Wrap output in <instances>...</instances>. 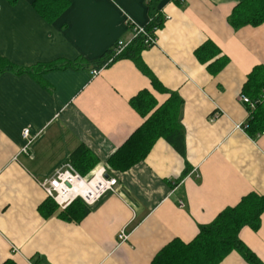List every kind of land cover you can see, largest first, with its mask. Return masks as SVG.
<instances>
[{
	"label": "crops",
	"instance_id": "obj_1",
	"mask_svg": "<svg viewBox=\"0 0 264 264\" xmlns=\"http://www.w3.org/2000/svg\"><path fill=\"white\" fill-rule=\"evenodd\" d=\"M242 1L0 0V56L20 67L59 59L95 62L131 38L127 17L140 26L161 17L157 46L141 56L182 100L186 148L182 157L160 139L130 170L108 168L146 120L131 100L149 91L160 107L170 98L131 60L111 63L97 76L89 70L50 72L42 78L47 88L26 74L1 75L0 264H151L170 242H191L200 226L243 197L264 195V135L253 140L246 134L249 112L240 102L248 75L264 66V24L239 30L230 25ZM42 6L51 14L66 8L53 19ZM207 42L220 50L216 59L228 60L215 74L207 68L214 60L203 64L195 55ZM215 112L221 116L211 122ZM25 129L37 137L27 153ZM80 147L96 161L85 177L105 168L118 181L115 193L80 223L42 218L39 207L47 196L38 181L70 162ZM122 230L125 242L118 239ZM240 239L264 264V214L260 230L244 228ZM222 264L249 263L233 252Z\"/></svg>",
	"mask_w": 264,
	"mask_h": 264
},
{
	"label": "trees",
	"instance_id": "obj_2",
	"mask_svg": "<svg viewBox=\"0 0 264 264\" xmlns=\"http://www.w3.org/2000/svg\"><path fill=\"white\" fill-rule=\"evenodd\" d=\"M15 3L17 0H9ZM56 2V1H55ZM62 6L59 11L52 13L49 6H42V14H50L47 17L53 19L65 9ZM152 21L147 25L148 29L154 26L162 27L161 17H151ZM230 25L239 30L246 26L259 27L264 24V0H243L234 9L229 19ZM147 49L141 38L133 43L113 62L128 59L134 62L137 68L152 82L153 88L163 94H170L150 71L142 60V51ZM196 58L205 64L214 60L207 66L212 73L221 71L228 60L220 56V50L212 43L207 42L196 50ZM113 50H109L95 62H87L82 58L70 61L59 59L48 63H38L32 67H20L12 63L6 57L0 56V76L11 73L16 76L29 75L43 88L47 85L43 76L55 71H80L101 70L108 67L113 58ZM242 95L255 103V108L247 107L249 116L244 131L253 140L264 135V66H256L250 72L245 82ZM132 108L141 115L145 122L126 140V142L108 160L110 170L124 173L132 167L147 159L158 140H165L178 154L185 157V135L182 130V100L175 93L160 107L149 91L140 92L131 100ZM78 162L86 165V170L79 168ZM70 163L83 177L87 176L96 167L95 159L88 154L83 147L78 148L70 158ZM190 171L187 167L184 176ZM92 211L80 199L75 200L66 209L61 210L51 199L47 198L39 207V213L44 219L53 216L67 222L80 223ZM264 214V195L251 193L242 198L235 206L222 211L211 223L199 227L197 236L189 243L175 239L166 245L152 260L151 264H222L233 252H237L249 264H262L258 257L242 242L240 233L244 228H250L258 232L262 226ZM13 264V263H6Z\"/></svg>",
	"mask_w": 264,
	"mask_h": 264
},
{
	"label": "built area",
	"instance_id": "obj_3",
	"mask_svg": "<svg viewBox=\"0 0 264 264\" xmlns=\"http://www.w3.org/2000/svg\"><path fill=\"white\" fill-rule=\"evenodd\" d=\"M164 20L165 22L171 21V18L165 17ZM126 25L131 31V38L129 40H119L115 44L113 48L114 56L109 63H112L115 57L121 55L138 38L142 39L143 45L147 49L153 48L158 44V33L160 30L158 26L148 29L147 26H140L130 17L126 18ZM99 72L100 70L92 71V76H97ZM240 102L250 109L255 108V103L245 95L240 96ZM220 116V112H215L210 119L211 122L216 121ZM238 128L241 129V127ZM22 137L26 141V146L22 149V152L27 153L29 147L35 142L37 137L31 135L30 129H25ZM107 175V170L100 168L94 171L91 177L86 178L81 176L70 162H67L51 177L38 181V185L44 191L47 198L53 200L61 210L66 209L78 199L83 201L87 206L93 207L107 194L115 193L118 181L109 175V178H106ZM195 176L196 178L200 177L198 173H195ZM118 239L120 242H125L129 239L125 230L120 232Z\"/></svg>",
	"mask_w": 264,
	"mask_h": 264
},
{
	"label": "water",
	"instance_id": "obj_4",
	"mask_svg": "<svg viewBox=\"0 0 264 264\" xmlns=\"http://www.w3.org/2000/svg\"><path fill=\"white\" fill-rule=\"evenodd\" d=\"M106 178H109V176L107 175Z\"/></svg>",
	"mask_w": 264,
	"mask_h": 264
}]
</instances>
